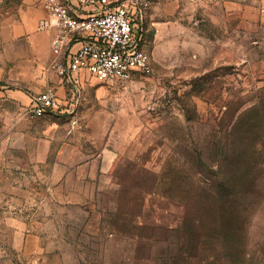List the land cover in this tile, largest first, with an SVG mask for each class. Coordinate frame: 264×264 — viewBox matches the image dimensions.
Wrapping results in <instances>:
<instances>
[{
	"label": "rangeland",
	"instance_id": "1",
	"mask_svg": "<svg viewBox=\"0 0 264 264\" xmlns=\"http://www.w3.org/2000/svg\"><path fill=\"white\" fill-rule=\"evenodd\" d=\"M31 8L0 0V55ZM141 29L152 73L70 121L90 165L0 164V264H264V0H154Z\"/></svg>",
	"mask_w": 264,
	"mask_h": 264
},
{
	"label": "crops",
	"instance_id": "2",
	"mask_svg": "<svg viewBox=\"0 0 264 264\" xmlns=\"http://www.w3.org/2000/svg\"><path fill=\"white\" fill-rule=\"evenodd\" d=\"M41 2L31 0L34 8L26 12V31L20 26L12 38V45L26 41L30 52L0 55V164L18 165L15 154L23 150L34 157L35 164L49 167L47 172L67 173L93 162L83 151L67 144V138L75 129L69 127L70 121L75 123L88 103L98 102L100 82L87 70L61 76L53 68L55 30L37 31L40 21L47 17ZM147 16L148 12L144 21ZM80 46L77 43L74 50ZM49 86L57 90L61 109L30 119L27 110Z\"/></svg>",
	"mask_w": 264,
	"mask_h": 264
},
{
	"label": "built area",
	"instance_id": "3",
	"mask_svg": "<svg viewBox=\"0 0 264 264\" xmlns=\"http://www.w3.org/2000/svg\"><path fill=\"white\" fill-rule=\"evenodd\" d=\"M41 1L47 17L40 29L55 30L52 66L59 75L87 70L98 82L120 88L139 74L152 73L141 27L154 0ZM77 43L81 46L74 50ZM60 109L58 92L49 86L33 100L27 115L37 119Z\"/></svg>",
	"mask_w": 264,
	"mask_h": 264
}]
</instances>
